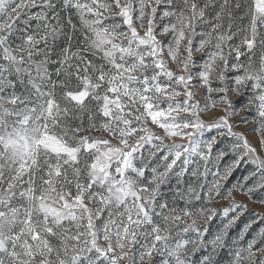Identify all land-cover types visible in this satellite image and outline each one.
<instances>
[{
    "label": "snow or ice",
    "instance_id": "snow-or-ice-1",
    "mask_svg": "<svg viewBox=\"0 0 264 264\" xmlns=\"http://www.w3.org/2000/svg\"><path fill=\"white\" fill-rule=\"evenodd\" d=\"M251 203L264 0H0V264H264Z\"/></svg>",
    "mask_w": 264,
    "mask_h": 264
},
{
    "label": "rangeland",
    "instance_id": "rangeland-1",
    "mask_svg": "<svg viewBox=\"0 0 264 264\" xmlns=\"http://www.w3.org/2000/svg\"><path fill=\"white\" fill-rule=\"evenodd\" d=\"M197 99H200V94L199 93L197 94ZM236 99H237L236 97H233V100H236ZM201 103L203 104L204 100L201 99ZM222 114L223 113L219 109H215V110H211V111L205 112L203 114V118L205 120H210V119H212L214 117H218L219 115H222ZM241 115H243V113H241ZM248 119L250 121L251 117H248ZM232 122L234 124V127H235L236 131L244 133L253 144H255L257 142L258 134L252 131L251 123L240 122V116L233 117L232 118ZM178 142H180V141H178ZM209 179H211V177H209ZM237 199L243 201V200H245V197L241 194V195H239L237 197ZM226 205H227V201L221 199L214 206H216L217 208H220V207H223V206H226ZM252 211H257V212L264 213V207H262V206H260V205H258L256 203H251L250 206H249V212H252ZM245 217L247 219V215ZM246 219L242 223H239L241 227L243 226V223L246 222ZM216 222H217L216 224H218L219 220H217ZM254 227H256V226L254 225ZM233 234H235V233H233Z\"/></svg>",
    "mask_w": 264,
    "mask_h": 264
},
{
    "label": "trees",
    "instance_id": "trees-1",
    "mask_svg": "<svg viewBox=\"0 0 264 264\" xmlns=\"http://www.w3.org/2000/svg\"><path fill=\"white\" fill-rule=\"evenodd\" d=\"M243 171H244L243 168L237 170V171L234 173V177L230 180L229 185L232 184L233 182L235 183L236 178L240 177V176L242 175ZM245 219H246V217H242V218H241V221L238 222V223H242L243 221H245ZM215 223H217V222H215Z\"/></svg>",
    "mask_w": 264,
    "mask_h": 264
}]
</instances>
